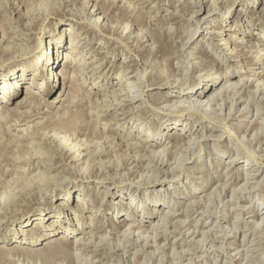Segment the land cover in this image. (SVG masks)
I'll list each match as a JSON object with an SVG mask.
<instances>
[{
    "label": "rangeland",
    "instance_id": "obj_1",
    "mask_svg": "<svg viewBox=\"0 0 264 264\" xmlns=\"http://www.w3.org/2000/svg\"><path fill=\"white\" fill-rule=\"evenodd\" d=\"M196 1L198 4L203 3L200 0ZM221 1L217 0V5L222 6L227 0H223V3ZM82 2L83 0H0V85L3 84L5 74L19 70L20 75L22 65L30 68L33 64L32 59L42 53L49 42L52 40L54 42L59 36L58 32L62 33L64 28L72 27L77 34L76 40L70 38L68 33L62 34L60 52L70 49L69 46L74 42L79 43L78 47L74 46L75 51L70 50V54L79 60L85 58L84 61L89 62L84 65L85 70H81L75 80L70 78V80L68 78L63 80V76L57 78L55 95H48L46 91H42V96L47 101H32L18 106V99L23 98L24 92L9 102L0 101V141H8L7 145L11 149H9L10 159L0 161V167L5 171L0 172V190L7 185L3 182L8 180L12 182H10L12 186L8 189V191L12 189L11 192L18 184L29 191L28 186L32 181L35 185L46 182L45 187H47L51 184L50 179H59L56 185L63 188L56 192L45 193H39L34 188L35 192L32 191L30 195L19 193L24 199L21 198L18 203L8 204L12 206V210H25L29 206H33L34 209H31L21 220L4 219L1 222L0 247L4 251L0 253V264H80L79 262L81 264H264V76L257 75L263 69L264 64L258 63V56L256 57L254 51L264 52V41L258 39L260 33L264 32V0H235L232 8L225 5L221 12L206 19L205 14H208L212 3L210 0L205 5L203 4V9L197 17L200 21L193 18L189 21L185 19L189 17L186 7L190 6V0H91L87 7H84ZM95 3L101 5V8L91 14L90 11ZM198 4L195 9L198 8ZM77 10H85L88 13L86 20L90 21L89 24L73 21L78 18L70 14V11L78 13ZM83 14L81 12V16ZM210 14L211 12L208 15ZM28 15L31 17L29 18ZM71 22H74L73 25L76 24V26H69ZM92 22L94 23L91 24ZM29 23L32 25H28ZM127 23L126 32H121ZM219 28L226 29V32H223V38L228 42L233 40L228 44L229 51L233 54L225 57L227 50H221L216 46L215 43H220V41L213 39V33L210 32ZM247 29H250L249 32ZM191 31L195 33L190 38H185L188 42L186 44L181 39ZM67 32H69L68 29ZM231 33L233 37L230 36ZM151 37L155 40L153 41ZM53 45V52L56 53L58 45L55 42ZM160 45L163 47L162 50ZM27 47L28 51L35 56L31 57L29 53H25L24 49ZM61 56V53L55 56L54 70H62ZM202 58L204 64L201 67L198 68V64L196 67L191 65L195 59L200 61ZM101 63H104L101 67H94ZM121 69L127 70L124 83L117 82L120 79ZM33 70H35L34 67ZM162 70L165 71L167 79L175 83L163 86L166 80H163V77L158 80L147 77L149 74L164 73ZM66 71L69 77L75 72L73 68H67ZM246 71L255 73L256 81L244 86L239 91L240 96L234 97L237 103L233 101V116L224 120L226 124L222 123L226 129L220 125L214 127L212 122L228 116L230 105L223 103V100H220L219 104H214V102L206 104L207 106H203L202 110L194 113L191 110L181 113L176 105L169 106L177 100L187 105H192L190 103L193 99L207 103V96H210L216 88L218 90L226 86L228 81L229 83L242 82V79H247L250 73ZM46 73L48 72L45 70L41 74H36L37 81L35 82L32 81L31 76L23 82H32L34 84L31 85L38 88V84L43 85ZM225 75H229V80L218 81L201 97L196 96L194 92L186 91L198 84L196 90L200 93L202 90L200 86L206 88L211 78ZM83 78L87 79L85 84V80L82 81ZM64 83L74 86L73 89L69 91L67 88L63 92L66 86ZM97 87H103V89L98 90ZM119 87L126 89L125 91L131 95L129 97L126 94L116 95L115 89ZM180 90L181 93L178 92ZM71 94H74L79 101L81 99L86 102L88 99L92 102L93 99L103 101L105 104L112 102V108L105 111L100 104V107H95L93 104V108L86 105L70 107L72 104L63 102V100L66 97L71 98L73 96ZM57 96L61 100H54ZM231 96H234L233 92L225 97L232 98ZM123 98H126L123 103L127 104L117 107L116 100L121 101ZM130 99L132 102H129ZM66 104L70 109L66 108ZM2 105L8 106L11 112L6 113ZM247 106L250 108L249 112L243 114ZM205 108L207 112L203 111ZM78 110L89 112L76 118L77 124L82 128L77 126L78 130L81 129L77 140L81 139L79 145L86 143L82 146L89 147L85 152L91 151L88 156L92 159L89 165L78 162L77 171L78 168H82L87 173L91 171L94 174L106 175L110 170L118 169L120 173L113 174L114 180L109 178L104 181L95 176L85 180L78 179L77 174L68 165L66 166L64 160L47 158V155H56V146L54 147L50 142L43 144L39 136H32L33 133L27 129L29 124L33 125L47 118L60 124L67 119L70 121L71 117L67 118V116ZM93 111L96 115H93ZM20 112L24 116L20 115ZM31 112L39 114L25 117ZM97 113L101 115L98 117ZM19 115L20 118L17 117ZM208 115L212 117L208 119ZM22 116L26 120H23ZM174 118L180 120L177 128L172 129L174 124L166 126L168 121ZM18 120L21 121L20 124L16 122ZM189 121L192 127L190 123L185 127ZM215 122L220 124L219 121ZM182 127L186 131L177 130ZM73 131L75 130L69 133ZM160 131H163L160 136L162 139L153 141L154 147L171 150L170 155L163 157L165 161L161 168L148 166L146 163L149 162V155L144 151L128 148L124 143L125 146L121 149L120 142L126 143L128 139L129 143L134 144L139 138L150 139L152 133ZM85 133H92L93 141L85 140ZM129 133L134 137H127ZM61 134L64 135V133ZM119 134L122 137L120 142L117 138ZM106 139H111V143L107 144ZM110 145L115 148L112 149ZM185 146H188V153L184 152L185 150L182 151ZM27 148L31 152L33 150L31 155L28 154L30 151ZM27 150L28 153H26ZM250 150L252 154L254 151V155H257L254 165L253 162L246 164L248 157L243 153ZM104 151L108 153L105 154ZM36 152L37 157L34 155ZM175 154L179 158L178 161L172 163L173 165L167 169L169 166L167 162L170 164L174 161ZM182 154L187 157L183 160L184 162L179 161L184 158ZM38 155L45 157L38 158ZM13 156L17 158V162ZM140 156L142 160L139 165L134 166L133 164ZM125 161L128 164L124 163ZM131 162L133 164H129ZM123 163L125 165H122ZM243 165L248 166L247 168L253 165L252 171L246 167L242 170ZM176 167L178 169L174 171L173 168ZM130 168L133 170L128 175ZM6 169L12 170L10 172ZM39 172H42L40 177L44 175L42 179L36 178ZM149 175L157 176L147 183L149 179L146 177ZM61 177L63 180H60ZM126 177L129 182L125 179ZM124 180L127 183L122 182ZM16 181L18 183L13 185ZM55 181L53 180L52 183ZM70 181L77 187L68 185L69 190H67L65 185ZM33 182L30 184L32 185ZM34 184L30 186L33 187ZM109 187H113L114 190L107 193L106 189ZM68 191L70 193L67 197ZM77 192L85 196L87 203L83 205L84 207L78 208L74 202ZM1 196L0 193V198ZM64 197L68 203L67 207L63 208L60 202ZM130 201L134 203L135 218L133 221L130 220V225H125L126 220L121 221V219L129 217L130 213L126 212V208L131 203ZM254 203H256L255 206ZM3 205V203L0 204V208ZM100 205L103 209L99 211L102 212L101 215L98 214L94 218L86 217L91 216ZM41 211L44 217L46 216L43 221L48 218L52 220L62 213L64 218L61 227L53 229L54 225H51V222L47 223V226H43L48 229L47 234L39 236L37 244L30 245L29 254L10 253L15 241L19 243L31 239V234L29 237L24 235L22 228L34 230L36 219ZM164 213L167 215L164 216ZM69 217H73L74 220ZM140 221L143 226L139 228V231L147 230L148 233L143 232L144 235L141 234V237L129 230L131 226L136 227ZM75 222L79 223L84 230H78ZM155 223L159 226L157 232L151 229L156 226ZM66 226H71L74 230L69 241L76 240L79 234L82 236L85 234L96 244L98 250L91 246V251L81 250L80 252V249L71 250L65 244H57L47 249L44 246L45 239L49 236L53 239L58 238L60 235L58 233L66 231ZM97 226H102L103 230L97 229ZM124 228L126 230L128 228L129 237L118 235V231L121 234ZM143 236H151L148 244ZM76 242L81 244L80 247L82 246L81 240ZM84 247L86 246L83 245L81 248L84 249ZM72 252L75 254L72 255ZM72 257L77 261L72 262Z\"/></svg>",
    "mask_w": 264,
    "mask_h": 264
},
{
    "label": "bare ground",
    "instance_id": "obj_2",
    "mask_svg": "<svg viewBox=\"0 0 264 264\" xmlns=\"http://www.w3.org/2000/svg\"><path fill=\"white\" fill-rule=\"evenodd\" d=\"M194 2V4H192ZM200 2H203V3H200V4H198V2L196 1V0H190V6L189 7H186L187 8V11H188V13H187V15L189 16V17H185V19H187L188 21L190 20V18H193L194 20L196 19L197 21H200V18H198L197 19V17L199 16V14L201 13V9H203V4L205 5V3H207V2H210V0H200ZM217 0H212V3H211V5H210V7H209V12H211V14L210 15H208L209 14V12H208V14H205V15H207V18L206 19H208V18H210L211 16H213V15H216L217 13H219V12H221V10H222V8L223 7H225V5H228L229 7H231V6H233V4H234V2H235V0H233L232 2L231 1H221L222 3L224 2V4H222V6H220V5H217ZM219 2V1H218ZM91 3V0H83V2H82V5H84V7H87V6H89V4ZM196 4H198V8L197 9H195V6H196ZM101 5H97L96 3L94 4V8L90 11V13L92 14V13H95L98 9H100L101 7H100ZM227 6V7H228ZM226 7V8H227ZM232 8V7H231ZM225 9V8H224ZM82 10V9H81ZM230 10V9H229ZM38 11V10H37ZM40 11V10H39ZM38 11V12H39ZM78 11V13H74V12H71L70 11V14H72L73 16H75V17H77L78 19H76L75 17V19H73V21H76V23H85V22H88V24H89V22L90 21H87L86 20V14H88L85 10L84 11H79V10H77ZM184 11V10H183ZM41 12V11H40ZM45 12V11H44ZM81 12L82 13H84L82 16H81ZM263 12V11H262ZM26 13V12H25ZM47 13V12H46ZM191 13V14H190ZM195 13V14H194ZM36 14V13H35ZM193 14H194V16H193ZM71 16V15H70ZM28 17H29V15H28ZM31 17V16H30ZM29 17V18H30ZM264 18V17H263ZM97 19H98V17H97ZM152 19V18H151ZM31 20V19H30ZM89 20V19H88ZM96 20V19H95ZM95 20H94V22H95ZM153 20H155L154 18H153ZM152 20V21H153ZM31 22V21H30ZM94 22H92L91 24H93ZM73 23L74 22H71L70 23V25L69 26H76V24H74L73 25ZM98 23V22H97ZM148 23V22H147ZM153 23H155V22H153ZM158 23V22H157ZM241 24V23H240ZM28 25H32L31 23H29ZM156 25V24H155ZM238 25H239V22H238ZM245 25V24H244ZM95 27V26H94ZM123 27V26H122ZM132 27V26H131ZM15 28V27H14ZM127 28H128V23H127V25H126V27L124 26L123 28H122V30H121V32H126V30H127ZM172 28V27H171ZM179 28V27H178ZM67 29H68V31L69 32H67ZM158 29V28H157ZM156 29V30H157ZM195 30V29H194ZM249 30L250 29H247V31L249 32ZM166 31V30H165ZM164 31V32H165ZM190 31V30H189ZM162 32V31H161ZM163 32V33H164ZM211 33H213V39H217V40H219L220 41V43H215L216 44V46H218V48L220 49L221 48V50H227V52L225 53V55H224V57L225 56H227L228 54H233L232 53V51H229V49H230V46H228V44L229 43H231L232 41H230V42H228V40L227 39H225V38H223V35H224V33L223 32H226V29H223V28H219V29H217V30H212V31H210ZM68 33V35L70 36V38L72 37V38H74V40H76V34H77V32L72 28V27H69V28H64V29H62V33L61 32H58V34H59V36H57V38L55 39V43L58 45L57 46V48H56V53L55 52H53V48H54V45H53V40L51 41V42H49V44L46 46V49L44 48V51L42 52V53H40V54H38L37 56H35L33 53H31V52H29L28 51V47L27 48H25L24 49V51H25V53H29V56H31V57H33V56H35V58L34 59H32V62H33V64H32V66L30 65V68L29 67H25V66H21V68H20V70H21V72H20V75H19V70H18V72L17 71H11L9 74H5V76H4V78H3V84L2 85H0V101L1 102H9L10 100H13V99H15V98H17V97H19V95H21V92L23 93L24 92V96H23V98L22 99H18V106L19 105H21V106H23L24 104H26V103H31L32 101H45L46 99L42 96V91H46L47 92V94L48 95H51V94H54L55 95V87H56V82L55 81H57V78H59L60 76H63V80L65 79V78H70V79H72V80H75V77L80 73V71L81 70H83L84 69V65H86V64H89V62L87 63V61L85 60L84 61V59L82 58V59H77L75 56H72L71 54H70V50L71 51H75V49H74V46H77L78 47V45H79V43H73L71 46H69V48L70 49H66L64 52H60V47H61V38H62V34H67ZM170 33V32H169ZM174 33V32H173ZM194 33L195 32H193V31H191V33L189 34V33H187L186 35H185V37L184 38H182L181 40L183 41V42H186L185 41V38H190L192 35H194ZM257 34V33H256ZM261 35H260V37L258 38L260 41H264V32H263V34L262 33H260ZM54 36H56L55 34H53ZM161 35H163V34H161ZM165 35V34H164ZM163 35V36H164ZM167 35V34H166ZM165 35V36H166ZM169 35V34H168ZM173 35V34H172ZM232 35V37H233V34L231 33L230 34V36ZM143 36V35H142ZM142 36H140V37H142ZM152 36V35H151ZM154 36V35H153ZM163 36H161V39L163 40ZM171 36V35H170ZM169 36V37H170ZM172 37V36H171ZM4 38V37H3ZM152 38V37H151ZM156 38V37H155ZM239 38V37H238ZM154 39V37L152 38V40ZM169 39V38H168ZM167 39V40H168ZM155 40V39H154ZM153 40V41H154ZM161 40V42H163ZM235 40V39H234ZM157 41V40H156ZM164 41H165V38H164ZM174 41V38H173V40H172V42ZM78 42V41H77ZM206 42V41H205ZM167 43V42H166ZM188 42H186V44H187ZM234 43H236V40L234 41ZM166 45V44H165ZM161 46V45H160ZM164 46V45H163ZM167 46V45H166ZM169 46V45H168ZM208 46V45H207ZM38 47V46H37ZM165 47V46H164ZM162 46H161V50H162ZM182 48V47H181ZM37 49H39V48H37ZM41 49V48H40ZM51 49H52V51H51ZM165 49H166V47H165ZM165 49H164V51H165ZM167 50V49H166ZM180 51H181V49H179ZM34 51V50H33ZM163 51V52H164ZM168 51V50H167ZM255 51V54H256V57L258 56V63H262V64H264V52H262V53H259V51H257V50H254ZM185 52V51H184ZM59 53H61L62 54V56H61V60L60 61H63V63H62V70H54L53 69V66H54V64H55V56L57 57L58 56V54ZM49 54H50V56H49ZM54 54H56L55 56H54ZM178 54V53H177ZM253 54V53H252ZM179 55V54H178ZM185 55V54H184ZM78 57V56H77ZM82 57V56H81ZM136 57V56H135ZM209 58V57H208ZM231 58V57H230ZM234 59V58H233ZM183 60V59H182ZM31 61V60H30ZM60 61H59V65H60ZM205 61H206V59H205ZM52 62V63H51ZM50 64V65H49ZM92 64V63H91ZM104 63H101L100 65H94V67L95 68H98V67H101L102 65H103ZM197 64H198V66H197ZM204 64V60H203V58H202V60H200V61H198V60H194L192 63H191V65L193 66V67H201V65H203ZM48 65V66H47ZM49 66H51V67H49ZM32 67V68H31ZM33 67L35 68V70H33ZM67 68H73L74 70H75V72L74 73H76V71H77V73L76 74H72V75H70V77H69V74L68 73H66L67 71ZM146 68V67H145ZM39 69H40V71H39ZM42 69V70H41ZM195 69V68H194ZM47 71L48 73H46V74H44V81H43V85L42 86H39V84H38V88H34L31 84H34V83H32V82H23L25 79H27V78H29V76H31L32 77V81L33 82H35V81H37V78H35V75L36 74H41L42 72H44V71ZM85 70V69H84ZM165 70V69H164ZM147 71V70H146ZM163 71V70H162ZM166 71V70H165ZM165 71H163L164 73H156V74H149L147 77H150L152 80H158V79H161V77H163L164 79L163 80H165V82L163 83V86H167V85H170V84H172V83H175V82H170V80L169 79H167V75L165 74ZM120 74H119V81H117L118 83L119 82H122V83H124L125 81H124V78H125V74H126V72H127V70L125 69H121L120 71ZM167 72V71H166ZM246 72H252V71H246ZM94 74V73H93ZM95 74H97V73H95ZM94 74V75H95ZM185 74V73H184ZM187 74V73H186ZM208 74V73H207ZM140 75V74H139ZM256 74L255 73H250V75H249V77L247 78V79H242V82H239V81H235V82H230L229 83V81H228V85L226 84V86L224 85L223 87H221L220 89H218L217 90V88L212 92V94H210V96H207V103H201V102H198L197 101V99H193V100H191L192 101V103H190V104H192V105H187V104H184V103H182L181 101L179 102L178 100L177 101H174L172 104H168L170 107H172V106H175L176 105V107H178L179 108V110L178 111H180L181 113L183 112V111H193V113L194 112H198V111H200V110H202L203 109V106H205L206 104H208L209 105V103H213L214 102V104H219L218 102L220 101V100H223L224 102L223 103H227V104H229L230 106V108H229V111H228V116H223V117H221V118H219V119H215L214 121H212L214 124H213V126L215 127V125H216V127H217V125H220V126H222L223 127V124L222 123H224V124H226L225 122H224V120H226V118L227 117H229V116H233V111H234V106H233V101H235L234 100V97L236 96V95H239V91H240V89H242L244 86H246V85H248V84H251V83H253V81L255 80L256 81V76H255ZM257 75H260V76H264V66H263V69L257 74ZM132 76V75H131ZM251 76H252V78H251ZM100 77V76H99ZM145 77V76H144ZM200 78H202V77H200ZM30 79V78H29ZM69 79V80H70ZM79 79V78H78ZM258 79V78H257ZM0 80H1V78H0ZM85 80V81H84ZM91 80V79H90ZM96 80V79H95ZM98 80V79H97ZM150 80V79H149ZM182 80V79H181ZM221 80H224V81H227V80H229V75H225V76H221V77H214V78H211L210 79V81H209V85L206 87V88H204L203 86H200V88H202V90L200 91V93L198 92V90H196V87H197V85H195V87L194 88H192V89H190L189 90V88H188V90H186V91H188V92H194L195 93V95L196 96H199V97H201V96H203V95H205L206 94V92H207V90H209V89H211L213 86H215V84L218 82V81H221ZM8 81V82H7ZM82 81H84V84H85V82L87 81V79H82ZM162 81V80H161ZM113 82V81H112ZM132 82V81H131ZM154 82V81H153ZM81 83V82H80ZM100 83V82H99ZM118 83H117V85H118ZM127 83V82H126ZM187 83V82H186ZM195 83V82H194ZM201 83V82H200ZM255 83V82H254ZM66 83H64V85H65ZM185 85V83H181V85ZM258 84V83H257ZM131 85V84H130ZM119 86H120V84H119ZM138 86V85H137ZM199 86V85H198ZM258 86H259V84H258ZM73 87L74 86H72V85H67L66 84V86L64 87V89H63V92H65V90L68 88L69 89V91L70 90H72L73 89ZM140 87V86H139ZM143 87V86H142ZM262 87V86H261ZM260 87V88H261ZM137 88V87H136ZM141 88V87H140ZM20 89V90H19ZM76 89V88H75ZM97 89L98 90H101V89H103V87H97ZM197 89H198V87H197ZM126 90V89H125ZM124 89H121L120 87L118 88V89H115V93H116V95H118V96H120V95H124V94H126V96H130L129 95V93L127 92V91H125ZM135 90V89H134ZM252 90V89H251ZM262 90V89H261ZM171 92V91H170ZM179 93H181V90L180 91H178ZM233 92V94H234V96L232 97V98H226L227 97V95L229 94V93H232ZM90 93V92H89ZM144 93V92H143ZM184 93V92H183ZM62 94V93H61ZM145 94V93H144ZM164 95H165V93H163ZM69 95V94H68ZM71 95H73L71 98H68V97H66L64 100H63V102H67L68 104H72V106H70V107H77V106H82L83 107V105H86V106H89V108H93L92 107V105L94 104L95 105V107H100V105H102L104 108H105V111L106 110H108L109 108H112V102L109 104V103H107V104H105V103H103V101L102 102H100V100H93L92 99V102H89V100L88 99H86V102L85 101H81V99H80V101L81 102H85L84 104L83 103H81L80 101H79V99L77 100L76 99V97L74 96V94H71ZM89 95V94H88ZM92 95V94H91ZM253 95V94H252ZM108 96V95H107ZM114 95H112V97H113ZM226 96V97H225ZM240 96V95H239ZM117 97V96H116ZM132 97V96H131ZM93 98V97H92ZM121 98V97H120ZM132 98H135V97H132ZM126 99V98H125ZM124 98L121 100V101H118V100H116L115 102H116V106L117 107H121V106H123V105H125V104H127V103H123V100H125ZM248 99V98H247ZM17 100V99H16ZM54 100H61V99H59V97L57 96V98H55ZM112 100V99H111ZM115 100V99H114ZM47 101V100H46ZM211 101V102H210ZM115 102H114V104H115ZM129 102H132V100L130 99V101ZM171 102V101H170ZM236 102V101H235ZM81 103V104H80ZM237 103V102H236ZM15 104V103H14ZM68 104H66V108L68 107L69 108V106H68ZM100 104V105H99ZM210 104V105H211ZM222 104V103H221ZM16 105V106H17ZM62 105H63V103H62ZM99 105V106H98ZM140 105V104H139ZM235 105V104H234ZM207 106V105H206ZM2 107H3V109H4V111L7 113V111L8 112H11V109L8 107V106H5V105H2ZM165 107V106H164ZM209 107V106H208ZM220 107V106H219ZM163 108V107H162ZM70 109V108H69ZM101 109V108H100ZM119 109V108H118ZM167 109V108H166ZM170 108H168V110H169ZM249 109L250 108H248V106L245 108V110L243 111V114H244V112H249ZM87 110H88V108H87ZM83 111V110H78L77 112H75V113H72V114H70V115H68L67 116V118H72V120H71V118H70V121H68L69 119H67V121H64V123L62 122L61 124L60 123H56V122H53L52 121V119L51 118H47V120H45V121H37L36 123H34L33 125H28V127H27V129L29 130V132L30 133H33L32 134V136H34L35 135V137H37V136H39V138H40V140H43V144H47V143H52V145H54V147L56 146V150H55V152H56V155L55 156H53V155H47V158H50V159H53V160H56L57 158H59V159H61V160H64V163H66V166L68 165V167L73 171V172H75V174H77L76 176L78 177V179H80V180H85L86 178H92V177H96L97 179H101V180H107V179H113L114 180V175L113 174H119L120 172H119V170L118 169H116V171H113V170H110L106 175H103V174H99V173H96V174H94V173H92L91 171H88V173L87 172H85L82 168H78V171H77V166H76V164L79 162H84V163H86V165H89V163H90V161H91V157L90 156H88V155H90V152L91 151H89V152H85V150L87 151V149L89 148H87L86 146H82V145H85L86 143H84V144H82V145H79V141L81 140V139H79V140H77V137L79 136V134L81 133L80 131H81V125H79V124H77L78 122L76 121V118H80V116L82 115V114H88L89 112L88 111ZM14 111V110H13ZM12 111V112H13ZM82 111V112H81ZM203 111H206L207 112V108H205ZM3 112V111H2ZM18 112V111H17ZM205 112V113H206ZM21 113V114H20ZM19 114L20 115H23V113L22 112H20ZM91 113V112H90ZM93 113V115H96V113H95V111H93L92 112ZM179 113V112H178ZM4 114V113H3ZM11 114V113H10ZM14 114V113H13ZM16 114V113H15ZM18 114V113H17ZM37 114H39V113H33L32 114V112L31 113H29V114H26L25 115V117H32L33 115H36V116H38ZM122 114V113H121ZM208 114V113H207ZM215 114V113H214ZM6 115V114H5ZM8 115V114H7ZM17 116V117H21V116ZM101 114H99V113H97V116L99 117ZM175 115V114H174ZM179 115V114H178ZM221 115V114H220ZM12 116V115H11ZM24 116V115H23ZM22 116V117H23ZM129 116V115H128ZM209 116V115H208ZM211 117H212V115H210ZM210 116L208 117V119L210 118ZM93 117V116H92ZM205 118V117H204ZM215 118V117H214ZM217 118V117H216ZM7 119V118H6ZM5 119V120H6ZM18 119V118H17ZM23 120H26V119H24V117L22 118ZM22 119H20V120H22ZM179 119V118H178ZM178 119H175L174 118V120H169L168 121V123H167V125L166 126H171V125H173V128L172 129H175V128H177V124H178V122L180 121V120H178ZM4 120V121H5ZM9 120V119H8ZM20 120H18V121H16L18 124H20L19 122H21ZM3 121V120H2ZM96 121H97V119H96ZM215 121H219L220 122V124H218L217 122H215ZM81 123H82V121H80ZM252 122V121H251ZM16 123V124H17ZM190 123V127H192V125H191V121H189L186 125H185V127H187L188 126V124ZM14 125V124H13ZM123 125H124V123H123ZM77 126H79V128H81V129H79L78 130V128H77ZM3 127H5V126H3ZM8 127H10V126H8ZM31 127H32V129H31ZM207 127H209V125H207ZM229 127V126H228ZM1 128V127H0ZM223 128H225V127H223ZM2 129H4V128H2ZM109 129H110V127H109ZM162 129V128H161ZM165 129V128H164ZM226 129V128H225ZM4 130H7L6 128L4 129ZM42 130V131H41ZM46 130H48V131H46ZM72 130H75V131H73V132H71V133H69V131H72ZM110 130H113V129H110ZM178 131H182V132H184V131H186L183 127H182V129H177ZM188 130H189V128H188ZM229 130V129H228ZM76 131H78V132H76ZM89 132V131H88ZM162 132L163 131H160L159 133L158 132H156V133H152V135L150 136V139H147V137L146 138H142V139H138V142H136V143H129V140L127 139V141H126V143L123 141V142H120L121 140H122V137H121V134H119V136H117V138H118V141L120 142V146H121V149H122V147L123 146H127L128 148H131V149H134V150H136V151H144V153H148V155H149V158H148V160H149V162L148 163H146V164H148V166H152V167H155L156 166V168L157 167H159V168H161L162 167V165L164 164V158L163 157H167L168 155H170V153H171V150H169V149H160V148H158L157 146L156 147H154L155 145L152 143L153 141L155 142V141H157V140H159V139H162L160 136L162 135ZM2 133V132H1ZM61 133H64V135H62ZM92 133H94V132H92ZM92 133H88V134H86V136H85V140H87V141H91L92 140V136H93V134ZM147 134V133H146ZM37 135V136H36ZM83 135V134H82ZM92 135V136H91ZM96 135V134H95ZM128 136L127 137H130V138H132V137H134V135H132L131 134V136H130V133L129 134H127ZM144 135V134H143ZM95 138V137H94ZM106 138H108V137H106ZM115 138V137H114ZM17 139V138H16ZM33 139H34V137H33ZM6 140V139H5ZM107 140V139H106ZM125 140V139H124ZM89 141V142H90ZM93 141V140H92ZM195 141V140H194ZM1 142V141H0ZM7 142L8 141H2L1 143H0V161H2V160H6V161H8V159H10L9 158V147H8V145H7ZM197 142V141H196ZM12 143V142H11ZM105 143V142H104ZM111 143V139H108L107 140V144H110ZM118 143V142H117ZM125 145H124V144ZM187 143H189V142H187ZM187 143L185 144V145H187ZM106 144V145H107ZM10 145V144H9ZM26 145V144H25ZM111 146V145H110ZM109 146V147H110ZM118 146V145H117ZM184 146V145H183ZM26 147V146H25ZM28 147V146H27ZM99 147V146H98ZM109 147H108V149H109ZM112 147V149L113 148H115L116 147V144H115V147H113V146H111ZM12 148V147H11ZM96 148V147H95ZM190 148V147H189ZM25 149V148H24ZM24 149H22V150H24ZM28 150H29V148H27ZM112 149H111V153L113 152L112 151ZM119 149H120V147H119ZM11 150V149H10ZM26 151V153H28L29 151ZM32 150V149H31ZM104 150V149H103ZM118 150V149H117ZM125 150V149H124ZM185 150V151H184ZM190 150V149H189ZM107 151V150H106ZM120 151V150H119ZM122 151V150H121ZM120 151V152H121ZM182 151H184V152H187L188 151V146H185L184 147V149H182ZM192 151V150H191ZM190 151V152H191ZM40 152V151H39ZM93 152V151H92ZM105 152V151H104ZM129 152V151H128ZM31 153H33V150H32V152L30 151L28 154L29 155H31ZM44 153V152H43ZM46 153V152H45ZM97 153V152H96ZM106 153H108V152H105V154ZM110 152H109V154H111ZM117 153H118V151H117ZM141 153V152H140ZM183 153V152H182ZM188 153V152H187ZM244 153V155H246L248 158H247V160H246V164H250L251 162H253V165L254 164H256V161H257V155H254V151H253V154H252V152H251V150L250 151H246V152H243ZM25 154V153H24ZM24 154H23V157H24ZM37 152L34 154L36 157H37ZM40 154H41V152H40ZM103 154V153H102ZM109 154H107L108 156H109ZM123 154V153H122ZM26 155V154H25ZM94 155H97V154H94ZM104 155V154H103ZM102 155V156H103ZM144 155V154H143ZM142 155V156H143ZM183 155V154H182ZM142 156H140L139 157V159L137 160V162L136 163H134L133 164V162H131V163H129V164H133L134 166H136V165H139V163H140V160H142ZM184 156V155H183ZM256 156V157H255ZM10 157H12V156H10ZM19 157V156H18ZM21 157V156H20ZM39 157H42V158H44L43 156H40V155H38V158ZM105 157H107V156H105ZM127 157V156H126ZM165 157V158H166ZM259 157H260V155H259ZM258 157V158H259ZM13 158H14V156H13ZM12 158V159H13ZM95 158V157H94ZM125 158V157H124ZM187 157H185L184 156V158L183 159H180L179 161H183V160H185ZM261 158V157H260ZM14 159H16L15 160V162H17V158H14ZM109 159H112V158H109ZM108 159V160H109ZM116 159V158H115ZM121 159V158H120ZM133 159H135V158H133ZM132 159V160H133ZM174 161H172V162H170V164L167 162V164L169 165L168 166V168L167 169H169L170 168V165L172 166L173 164L172 163H176L178 160L177 159H179L178 158V156H177V154H175L174 155ZM101 160V159H100ZM103 160V159H102ZM129 160H130V157H129ZM131 160V161H132ZM11 161V160H10ZM13 161V160H12ZM104 161V160H103ZM128 161V160H127ZM134 161V160H133ZM169 161V160H168ZM107 162H109V161H107ZM113 162H114V160H113ZM112 162V163H113ZM118 162V161H117ZM122 162V161H121ZM128 162H130V161H128ZM128 162L126 163V161L124 162V163H126V164H128ZM184 162V161H183ZM112 163H110V164H112ZM115 163V162H114ZM122 164V165H125V164ZM118 164V163H117ZM179 164V163H178ZM52 165V164H51ZM65 165V164H64ZM121 165V166H122ZM253 165L250 167V168H247L246 167V165H243L241 168H242V170H243V168L244 167H246L249 171H252V167H253ZM47 166V165H46ZM79 166V165H78ZM99 166V165H98ZM108 166V165H107ZM112 166H113V164H112ZM111 166V167H112ZM85 167V166H84ZM95 167V166H94ZM103 167V166H102ZM110 167V168H111ZM21 168V167H20ZM46 168V167H45ZM51 168V167H50ZM93 168V167H92ZM101 168V167H100ZM109 168V167H108ZM226 168V167H225ZM86 169V168H85ZM96 169H98V168H96ZM174 169V171L176 170V169H178L177 167L176 168H173ZM180 169V168H179ZM8 170H10V172H11V170L12 169H6V171H8ZM24 170H25V167H24ZM23 170V171H24ZM90 170H92V169H90ZM115 170V169H114ZM132 170L133 169H129L128 171H129V173H128V175L132 172ZM171 170V172L173 173V171H172V168L170 169ZM4 170L0 167V172H3ZM94 171V170H93ZM113 171V172H112ZM163 171V170H162ZM5 172V171H4ZM97 172V171H96ZM98 172H100V170L98 171ZM107 172V171H106ZM122 172V171H121ZM164 172V171H163ZM168 172V171H167ZM178 172H181V170H178ZM59 173V172H58ZM103 173V172H102ZM170 173V172H169ZM175 173V172H174ZM42 174V172H39L38 173V177H36V178H39L40 177V175ZM246 175V174H245ZM250 175V174H249ZM44 176V175H43ZM43 176H41L40 177V179H42L43 178ZM157 176V175H156ZM156 176H154V175H149V176H147L146 177V179H149L148 180V182H147V180H146V182L147 183H149V181L150 180H152L153 178H156ZM34 177V178H35ZM194 177V176H193ZM49 178V177H48ZM65 178V177H64ZM18 179H19V177H18ZM62 179V177L60 178V180ZM77 179V178H76ZM127 181H128V179H127V177L125 178ZM145 179V178H144ZM31 180V179H30ZM53 180H56L55 182H53L52 183V181ZM53 180H49V182H51V184L49 185V186H47V187H45L46 186V182H41V183H39V184H37V185H35L34 184V182H33V184H34V186L33 187H31L32 185L30 184V183H32V182H28L29 183V186H30V188H29V186H28V189H29V191L28 190H25V187L23 186L22 188H21V186L18 184V185H16V187H14L13 189V192H11V190L10 191H8V189L12 186H10V182H11V180H8V181H6V182H3V183H5V184H7V185H5V186H3V188H1V190H0V193L2 194V196H1V198H0V204H4L1 208H0V226H1V222L2 221H4V219H6V220H10V219H20L21 220V218L23 217V216H25L31 209L33 210L34 209V207L33 206H29L27 209H25V210H17V209H11V207L12 206H8V204H10L11 202H12V204H14V203H18L19 202V200L21 199V198H23L22 197V194L23 193H25V194H29V193H31L32 191L33 192H35L34 191V188H36L37 189V191H39V193H45V192H56L57 190H59V189H61L62 187H59V185L57 186L56 185V183L59 181V179H53ZM63 180V179H62ZM126 180H124V181H122V182H126L127 183V181ZM155 180V179H154ZM47 181V180H46ZM116 181V180H115ZM143 181V180H142ZM246 181V180H245ZM118 182H120L119 180H118ZM129 182V181H128ZM12 183V182H11ZM14 183H18V181H16V182H13V185H14ZM59 183V182H58ZM247 183V182H246ZM68 185H71V187H74V188H76L77 187V185H75V184H73L72 183V181H70V182H68L65 186H66V188H67V190H69L68 189ZM228 186V185H227ZM4 188H6L5 190H3ZM17 188H19L18 190H16ZM21 188V189H20ZM81 188V187H80ZM243 188V187H242ZM250 188V187H249ZM39 189V190H38ZM63 189V188H62ZM83 189V188H82ZM114 190V188L113 187H109L108 189H106V191H107V193L108 192H110V191H113ZM24 191V192H23ZM41 191V192H40ZM243 191V190H242ZM22 192V194H19V193H21ZM36 193H38V192H36ZM35 193V194H36ZM69 193H70V191H68L67 193H66V196L68 197V195H69ZM25 194H23V195H25ZM8 195H9V197H8ZM30 195V194H29ZM38 195V194H37ZM65 196V195H64ZM25 197V196H24ZM28 197V196H27ZM41 197V196H40ZM66 197V198H67ZM87 197V196H86ZM35 198H36V196H35ZM24 199V198H23ZM32 199V198H31ZM30 199V200H31ZM29 200V199H28ZM6 201H9V202H6ZM23 201V200H22ZM34 201H36V200H34ZM199 201V200H198ZM32 202V201H31ZM74 202H75V204L77 205V207L78 208H80V207H84L83 205L84 204H86L87 202H86V200H85V196H83L82 194H81V192H77L76 193V198H74ZM131 202V201H130ZM24 203V202H23ZM28 203V205H29V201L27 202ZM67 203H68V200L67 199H65V197L64 198H62V200H61V202H60V206H62L63 208L64 207H67ZM196 203V202H195ZM194 203V204H195ZM187 205V204H186ZM192 205V204H191ZM256 205V203H254V206ZM134 206V203H133V201L131 202V203H129V205L127 206V208H126V212H129L130 213V215H129V217H126V219H121V221H124V220H126V223H125V225H130V220H132L133 221V219L135 218V214H134V211H135V208L133 207ZM142 209V208H141ZM151 209V208H150ZM153 209V208H152ZM39 210V209H38ZM40 210H42V209H40ZM43 210H44V208H43ZM103 211V209H102V205H100V206H98L97 207V210H95V212L91 215V216H89V215H87L86 217H96L98 214L99 215H101V213L102 212H99V211ZM143 210V209H142ZM80 211H82V210H80ZM210 211V210H209ZM247 212H250V211H247ZM185 213V212H184ZM39 214V213H38ZM169 214V213H168ZM211 214V213H210ZM164 216H166L167 215V213L165 214H163ZM255 215V214H254ZM253 215V216H254ZM257 215V214H256ZM85 216V215H84ZM174 216V215H173ZM46 217V216H45ZM45 217H44V213L41 211V213L39 214V216L37 217V219H36V222H35V225H34V230L32 229H27V228H22V232H23V234L24 235H26V236H28L29 237V234H31V239H29L27 242L25 241V242H17V241H15V243H14V245H12V250H11V252L10 253H21V254H29V252H30V245H35V244H37V242H38V240H39V236H43V235H45V234H47V230L48 229H45L43 226H47V223H49V222H51V225H54L53 226V229L54 228H59V227H61V225H62V221H63V218H64V216L62 215V213H60L59 215H57L56 217H54V219H52V220H50V218H48L46 221H43L44 219H45ZM70 219H73V217H69ZM160 218H163V217H160ZM166 218V217H165ZM164 219V218H163ZM74 220V219H73ZM219 220V219H218ZM157 221V220H156ZM185 221V220H184ZM162 222V221H161ZM160 222V223H161ZM182 222V221H181ZM79 223H80V221H79ZM79 223H77V222H75L74 224H76V226H78V230L79 229H82V230H84V228L79 224ZM132 223V222H131ZM163 223V222H162ZM174 223V222H173ZM250 223V222H249ZM256 223V222H255ZM89 225H90V223H88ZM137 226L136 227H130V231L132 232V233H137V236H139V237H141L142 235H144V234H142L143 232H145V233H147L145 230L143 231H139V228L140 227H142L143 225L141 224V221H140V223H138V224H136ZM155 225L156 226H153L151 229H152V231H158V229H159V226H157V223H155ZM255 225V224H254ZM162 226V225H161ZM257 226V225H256ZM26 227V226H25ZM43 227V228H42ZM1 228V227H0ZM97 229H101V230H103V228H102V226H97L96 227ZM77 229V228H76ZM40 230V231H39ZM52 230V229H51ZM65 230L66 231H61L60 233H58V235H59V237L58 238H56L55 237V239H53L52 238V236H49L47 239H45V242H44V246H46V248L47 249H50V248H53L55 245H57V244H65L67 247H70V249L71 250H75L76 248L77 249H80V252H81V250L82 251H91V246H94V249L95 250H98V248H97V246H96V244L93 242V241H91V238L90 237H87L85 234L82 236V234H79L78 236H77V239L76 240H74V241H69L70 239H71V235H72V232H74V230H73V228L71 227V226H66L65 227ZM149 230V229H148ZM166 230V229H165ZM39 231V232H38ZM128 231V228H127V230H126V228H124V231L121 233V234H119V231H118V235H120L121 237H127L128 236V233L129 232H127ZM164 231V230H163ZM190 231V230H189ZM37 232V233H36ZM86 231H84V233H85ZM130 232V233H131ZM149 232H151V231H149ZM165 232H168V231H165ZM193 232H194V230H193ZM35 233V234H34ZM49 233V232H48ZM110 233V232H109ZM116 234H117V232H115ZM37 234H39V235H37ZM142 234V235H141ZM148 234V233H147ZM163 234V233H162ZM190 234V233H189ZM34 235V236H33ZM118 235H116V236H118ZM141 235V236H140ZM150 235V234H149ZM166 234H164V236H165ZM186 235V234H185ZM133 236V235H132ZM129 237V236H128ZM144 237V236H143ZM149 237H151V236H146V237H144L143 239L145 240V242H146V244H148L149 243ZM120 238V237H119ZM152 238H154V237H152ZM168 238V237H167ZM151 239V238H150ZM5 240V239H4ZM77 240H81L82 241V246L84 245V246H86V247H84V249L83 248H81L79 245H81V244H77ZM143 240V241H144ZM151 241V240H150ZM191 241V240H190ZM95 242H96V240H95ZM131 242V241H130ZM109 243V242H108ZM151 243V242H150ZM161 243V242H160ZM143 244V243H142ZM99 245V244H98ZM117 247H118V245H117ZM126 247V246H125ZM130 247V246H129ZM90 248V249H89ZM171 248V247H170ZM11 249V248H10ZM111 249V248H110ZM172 250V249H171ZM177 250V249H176ZM4 250L0 247V253L1 252H3ZM6 251V250H5ZM189 251V250H188ZM77 252V251H76ZM137 252V251H136ZM190 253V252H189ZM65 254H67V253H65ZM73 254H75V253H73L72 252V255ZM117 254V253H116ZM36 255H40V254H36ZM77 255V254H76ZM90 255V254H89ZM134 256V255H133ZM89 257V256H88ZM87 257V258H88ZM153 258V257H152ZM76 259H74L73 257H72V262L73 261H75ZM77 261V260H76ZM91 261V260H90ZM86 262V261H85ZM124 262V261H123ZM142 262V261H141ZM159 262V261H158ZM70 263V262H69ZM80 264H81V262H79ZM82 263H84V262H82ZM87 263V262H86ZM214 264V263H213Z\"/></svg>",
    "mask_w": 264,
    "mask_h": 264
}]
</instances>
